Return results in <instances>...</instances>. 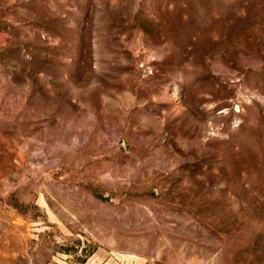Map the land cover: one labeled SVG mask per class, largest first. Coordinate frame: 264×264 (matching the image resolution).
<instances>
[{
  "label": "rangeland",
  "instance_id": "374dc122",
  "mask_svg": "<svg viewBox=\"0 0 264 264\" xmlns=\"http://www.w3.org/2000/svg\"><path fill=\"white\" fill-rule=\"evenodd\" d=\"M0 264H264V0H0Z\"/></svg>",
  "mask_w": 264,
  "mask_h": 264
}]
</instances>
